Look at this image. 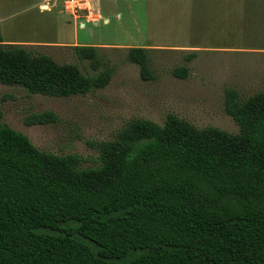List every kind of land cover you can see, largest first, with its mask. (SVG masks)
I'll return each mask as SVG.
<instances>
[{
    "label": "trees",
    "instance_id": "16d2710c",
    "mask_svg": "<svg viewBox=\"0 0 264 264\" xmlns=\"http://www.w3.org/2000/svg\"><path fill=\"white\" fill-rule=\"evenodd\" d=\"M252 1L246 7L258 8ZM73 47L94 70L103 65L98 46ZM126 58L155 79L147 48L129 47ZM172 74L186 78L188 68ZM110 78V69L85 74L0 33L1 84L69 97ZM223 106L237 133L173 113L163 125L134 118L96 144L92 167L0 122V264H264V89L241 99L227 88ZM57 120L49 110L23 119Z\"/></svg>",
    "mask_w": 264,
    "mask_h": 264
},
{
    "label": "rangeland",
    "instance_id": "374dc122",
    "mask_svg": "<svg viewBox=\"0 0 264 264\" xmlns=\"http://www.w3.org/2000/svg\"><path fill=\"white\" fill-rule=\"evenodd\" d=\"M0 0V33L7 43L24 45L58 63H74L85 74L110 69L103 88L69 97L33 94L0 83V122L25 134L38 149L77 154L82 167L96 166L97 143L112 140L131 119L163 125L168 113L196 126L239 128L225 113V90L241 99L264 89V0H77L75 14L65 0ZM90 11V14H89ZM108 20L107 23L102 19ZM83 24V26H82ZM76 44L99 47L103 65L94 70L80 61ZM148 49L153 80H143L139 66L127 60L129 47ZM197 50L190 61L186 56ZM178 66L188 76L172 74ZM52 111L54 123L26 125L30 113Z\"/></svg>",
    "mask_w": 264,
    "mask_h": 264
},
{
    "label": "built area",
    "instance_id": "2783aa9c",
    "mask_svg": "<svg viewBox=\"0 0 264 264\" xmlns=\"http://www.w3.org/2000/svg\"><path fill=\"white\" fill-rule=\"evenodd\" d=\"M45 7H47V6L44 5L43 6V10L46 9ZM64 7L67 10H70V12L72 14H75V12L77 11L78 8L81 9V8H85L86 6H85V4L82 6V4L79 3V1H77V0H65L64 1ZM89 14H90V11H89ZM102 21H104L105 23H107L108 20L107 19L106 20L102 19Z\"/></svg>",
    "mask_w": 264,
    "mask_h": 264
},
{
    "label": "crops",
    "instance_id": "0c3cea01",
    "mask_svg": "<svg viewBox=\"0 0 264 264\" xmlns=\"http://www.w3.org/2000/svg\"><path fill=\"white\" fill-rule=\"evenodd\" d=\"M44 1H46V0H42V1H40L38 7L41 8V9H43V6L45 5V6H47V7H45L46 9L43 10V11H47V8L50 9V5H49V2H47V3H43ZM0 13H1V14H17L18 12H17V11H16V12H15V11L10 12V11H8V10H3V11H0Z\"/></svg>",
    "mask_w": 264,
    "mask_h": 264
},
{
    "label": "water",
    "instance_id": "95a60500",
    "mask_svg": "<svg viewBox=\"0 0 264 264\" xmlns=\"http://www.w3.org/2000/svg\"><path fill=\"white\" fill-rule=\"evenodd\" d=\"M82 26H83V24H82Z\"/></svg>",
    "mask_w": 264,
    "mask_h": 264
}]
</instances>
